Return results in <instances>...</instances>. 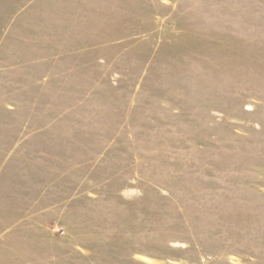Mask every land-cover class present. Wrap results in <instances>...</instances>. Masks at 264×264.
<instances>
[{
    "label": "rangeland",
    "instance_id": "374dc122",
    "mask_svg": "<svg viewBox=\"0 0 264 264\" xmlns=\"http://www.w3.org/2000/svg\"><path fill=\"white\" fill-rule=\"evenodd\" d=\"M0 264H264V0H0Z\"/></svg>",
    "mask_w": 264,
    "mask_h": 264
}]
</instances>
